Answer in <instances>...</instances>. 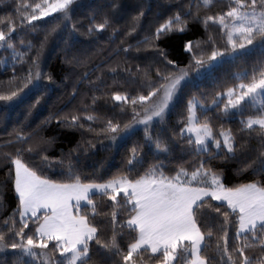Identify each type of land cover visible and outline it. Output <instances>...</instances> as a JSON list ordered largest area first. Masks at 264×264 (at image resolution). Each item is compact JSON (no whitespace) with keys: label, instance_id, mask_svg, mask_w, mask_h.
I'll return each instance as SVG.
<instances>
[{"label":"snow or ice","instance_id":"1","mask_svg":"<svg viewBox=\"0 0 264 264\" xmlns=\"http://www.w3.org/2000/svg\"><path fill=\"white\" fill-rule=\"evenodd\" d=\"M212 3L213 0H204V6L209 10ZM79 6L76 0H41L34 4H17L16 11L20 24L27 22L32 28L36 27L33 21L55 13L49 33H56L63 26L68 37L65 43L74 47L76 43H83L75 35L82 30L90 38L85 41L89 44L95 43L107 29L115 32L113 10L124 7L121 0H111L106 8L93 12L87 26L78 27L73 13ZM30 8L32 11H28ZM227 9L203 17L193 13L191 7L184 13L178 11L160 23L154 33L137 41V50L141 44L159 49L157 41L161 37L170 31L184 32L189 20L203 23L206 29L210 22L218 25L226 35V46L216 47L212 36L207 41H186L184 49L189 53V67L176 65L163 49H159L158 54L166 64L164 70L156 68L154 77L151 69L141 73L137 66L136 72L123 69L127 76L116 81V76L120 75L117 72L119 64L115 67L105 65L114 73L113 82L120 84L123 90L109 89L102 93L111 101L120 102L111 104L106 100L104 104L121 109L120 115H130L127 123L121 124L116 116H112L98 129L91 124L87 128L109 134L112 141L122 130L127 134L136 125H142L144 133L143 143L133 146L119 175L97 181L85 180L79 175L70 180H59L46 174V169L63 167L66 162L68 171L77 166L72 152L78 150L79 145L56 157L50 154L56 137L42 134L53 119L59 121L61 127L84 128L85 124L72 112L50 114L37 129L29 132L21 127L15 133L20 146L5 160H10L14 166V191L18 202L15 211L3 219L0 251L16 250L13 253L17 257L15 264H35L36 261L39 264H264V62L253 68L247 82L241 81L223 93L217 92L211 99V105L217 110L223 105L222 115H239L238 134L223 125L215 131L207 115L203 119L198 116V105L204 113L209 109L205 93L186 100L187 115L181 113L183 127L178 133L175 128L170 130L172 137L187 146L182 150L195 153L199 158L198 166L193 170L180 165L168 169L165 161L174 152L175 144L172 138L153 131L154 125L169 128L170 111L183 91L190 68L197 69L199 75L200 69L210 70L226 54L233 58L247 55L248 46L252 49L259 46L264 52V0H232ZM143 15V11L138 12L137 24L132 26V31L136 30ZM5 19L4 27H0V46L12 49V33L17 24L13 17ZM49 33L40 42L26 74L20 78L22 86L18 84L15 90L0 93V101L13 104H22L29 94L38 93L36 100L28 106V116L50 84L56 83L52 74H46L40 68V49L44 48ZM202 43H211V48L206 51L201 48ZM131 47L127 45L122 50L127 53ZM168 64L176 65L177 70L169 71ZM95 79L100 83L87 75L81 77L77 84L86 85L83 91L73 85V92L82 97L81 111L84 113L90 108L93 112L99 110L101 105L95 93L101 87H108L102 76ZM45 80L49 83L45 84ZM133 85L136 86L134 89ZM89 96L90 102H87ZM257 104L258 111L246 114L248 108ZM95 119L96 116L87 114L88 121ZM252 140L258 141L257 147H252ZM145 147L152 155L151 162L143 152ZM213 159L232 164L248 182L229 186L223 181V170L211 164ZM8 171L11 173L12 169ZM97 197H106L112 202L111 236L98 230L96 216L105 213L98 212ZM211 201L219 203L212 204ZM206 205L223 218L217 221L222 236L218 235L215 240L219 259L208 254L214 232L213 226L203 218L202 210ZM117 207L127 216L126 221L117 220ZM233 223L235 235L230 243L228 225ZM124 229L130 236L126 247L118 239ZM97 256L102 259L97 261ZM22 257L30 259L25 261Z\"/></svg>","mask_w":264,"mask_h":264},{"label":"trees","instance_id":"2","mask_svg":"<svg viewBox=\"0 0 264 264\" xmlns=\"http://www.w3.org/2000/svg\"><path fill=\"white\" fill-rule=\"evenodd\" d=\"M39 2L41 0H0V27H4L7 22L6 17H13L17 24L16 31L12 33L14 48L8 49L0 46V93L15 90L18 84L22 86L20 78L26 74L40 42L44 39L45 34L49 33L50 21L53 16L33 21L32 24L36 26L35 28L30 27L27 22L23 25L20 24V16L17 14L16 5ZM76 2L80 6L75 8L73 15L74 22L79 27L87 26L89 23L88 18L93 12L106 8L111 0H76ZM230 2L232 0H213L209 10V7L204 6V0H121L124 7L113 10L116 31L113 32L112 29H107L95 43L85 42L90 38L84 34L83 30L75 33L78 40L83 43H76L74 47H70L69 44L65 43L68 37L67 33L63 31V26L56 33H49L44 48L40 49V68L44 73L52 74L56 83L50 84L44 97L32 109L30 116L27 115L28 106L36 100L38 93L29 94L22 104L0 101V230H2L3 219L9 217L15 211L18 202L14 191V166L11 165L10 160H5V157L13 155L16 148L20 146L19 141L15 138V133L21 127L24 131L30 132L37 129V126L41 125L42 121L50 114L72 112L79 116L80 121L85 124L84 128L61 127L59 121L53 119L42 134L56 137L55 144L50 149V154L56 157H60L62 153H67L69 150L76 149V146L79 145V149L72 152L77 166L72 171H68L66 162L63 167L46 169V174L59 180H70L74 178V175H79L82 179L97 181L107 180L119 175L124 169L126 159L131 155L133 146L137 143H143L144 133L143 128L137 129L126 139H122L125 135L122 130L118 138L112 141L109 134L90 131L87 128V125L91 124L93 128L98 129L104 125L107 118L112 116H116L121 124L128 122L130 114L120 115L121 109L104 104L106 100L110 101L111 104H119L120 102L111 101L110 97L104 96L102 93L107 92L109 89L123 90L120 84L113 82L114 73L105 65L115 67L119 64L117 72L120 75L116 76V81H121L127 76L123 69L128 68L136 72L137 66H139L141 73L151 69L154 77L156 68L159 67L164 70L166 64L163 57L158 54L159 49H163L167 52L168 58L176 62V65L181 68L189 67V53L184 49L186 41H207L208 37L212 36L216 47L226 46V35L220 31L218 25H213L210 22L208 29H206L203 23L189 20L187 29L184 32L170 31L161 37L157 41L159 49L141 44L139 50H137V41H141L144 36L154 33L160 23L165 22L178 11L184 13L191 7L193 13L203 17L205 14L226 12L228 10L227 5ZM197 5H199V8L196 7ZM28 11H32V9L30 8ZM139 11H143L144 15L140 17V23L136 30L132 31V26L137 24L135 18ZM125 33L128 34L125 35ZM127 45H132V47L125 53L122 49ZM248 47L250 51L247 55L233 58L226 54L223 59H218L210 70L200 69L199 75L197 69L190 68L188 81L184 84L182 93L170 111L169 128H161L158 125L153 126V131H159L161 135L172 138L175 144L174 152L165 161L168 169L180 165L191 171L198 166L199 158L196 154L182 150L186 149L187 146L172 137L170 129L175 128L178 133L179 129L183 127L181 113L187 115L184 105L190 96H199L200 93H205L208 96L207 103L210 107L212 106L211 99L215 93H223L228 87L237 86L241 81L247 82L251 79L253 68H258L264 62V52L261 51L259 46L255 49H252V46ZM201 48L207 51L211 48V43H202ZM176 65L168 64L167 69L175 72L177 70ZM85 75L97 84L100 81L95 78L102 76V79L108 85L107 88L101 87L95 93L101 105L97 112H93L91 108L87 113L82 112V97L79 93L73 92L74 84L81 91L85 90L86 85L84 83L77 84V81ZM43 82L45 84L49 83L46 80ZM131 87L134 89L136 86ZM24 92H28V89H24ZM87 102H90V96ZM258 110L259 105H255L248 108L246 114ZM222 111V104L220 110L213 106V108L208 109L207 113H204L200 107L198 108L201 119L204 115H207L215 131H219L220 125H223L225 129H231L234 134H238L237 130L240 128L239 115L233 113L230 116H224ZM87 114H92L97 119L88 121ZM245 138L247 139V137ZM90 144L95 145V147H90ZM257 146L258 141L252 140V147ZM143 152L147 154L146 159L151 162L152 155L148 148L145 147ZM211 164L218 170H223V181L229 186L248 182L244 176L235 171L230 163L225 164L219 159H213ZM9 168L12 169L11 173L8 171ZM246 175L247 173H245ZM111 203L106 197H97L98 212H103L105 215H97L96 222L98 230L106 236H111L113 231ZM211 203L218 204L219 202L211 201ZM115 211L117 212L118 221H126L127 216L121 208L117 207ZM202 211L204 220H207L209 225L213 226L214 232L208 254L219 259L215 249V240L218 235L222 236L217 221L223 218L214 210L208 208L207 205ZM16 219H19L18 215ZM32 227L30 221L29 228ZM28 230L26 229V231ZM116 230L119 232V224L116 225ZM228 232L229 242L231 243L232 237L235 235L234 223L228 225ZM127 233L128 230L124 229V232L118 235L123 247H126L130 241V236ZM51 247L52 242L49 244V248ZM15 251L12 249L0 251V264H15L17 259L16 255L13 254ZM22 259L27 261L30 258L22 257ZM95 259L99 261L102 257L97 256ZM35 264H39V261H36Z\"/></svg>","mask_w":264,"mask_h":264},{"label":"rangeland","instance_id":"3","mask_svg":"<svg viewBox=\"0 0 264 264\" xmlns=\"http://www.w3.org/2000/svg\"><path fill=\"white\" fill-rule=\"evenodd\" d=\"M54 15H55V13H54V14H51L49 17L41 18L40 20L50 18V17H52V16H54ZM187 81H188V79L186 80V82H187ZM186 82H185L184 84H186ZM226 99H227V98L225 97V100H226ZM262 99H264V97H262ZM257 105H258V104H257ZM213 106H214V105L210 106L209 109L213 108ZM198 108H199V105L197 106V114H198V116H199ZM142 128H143L142 125H136V126H134V128H133L131 131H128L127 134H125V135L123 136L122 139H126V138H127L129 135H131L135 130H137V129H142ZM118 199H119V197H118Z\"/></svg>","mask_w":264,"mask_h":264}]
</instances>
